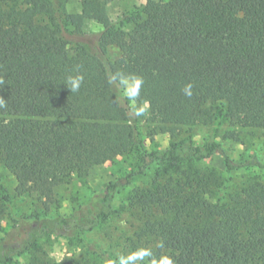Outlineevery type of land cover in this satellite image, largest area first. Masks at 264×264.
Returning <instances> with one entry per match:
<instances>
[{
	"label": "trees",
	"instance_id": "16d2710c",
	"mask_svg": "<svg viewBox=\"0 0 264 264\" xmlns=\"http://www.w3.org/2000/svg\"><path fill=\"white\" fill-rule=\"evenodd\" d=\"M23 1L0 0V164L14 176L13 195L34 196L49 210L58 185L132 149L141 172L154 167L126 195L139 222L122 247L80 237L83 253L61 264H264V162L235 159L216 139L222 125L234 142L245 129L264 131V0H146L116 21L106 10L112 0H80L72 13L53 0ZM89 22L98 34H85ZM112 47L117 56L104 59ZM78 74L83 82L71 92L68 79ZM126 80L171 137L166 147H142L122 95ZM195 125L214 133L196 142ZM215 155L220 169L207 164ZM252 166L262 176L230 185L232 171ZM133 174L108 181L68 215L31 219L21 239H9L13 224L0 225V264H58L40 240L115 218V193ZM13 195L0 182V219Z\"/></svg>",
	"mask_w": 264,
	"mask_h": 264
},
{
	"label": "rangeland",
	"instance_id": "374dc122",
	"mask_svg": "<svg viewBox=\"0 0 264 264\" xmlns=\"http://www.w3.org/2000/svg\"><path fill=\"white\" fill-rule=\"evenodd\" d=\"M20 6H24L23 0H15ZM65 13L76 12L80 8V0H53ZM146 0H112L107 3L106 10L113 20H118L124 12L139 9ZM17 4V5H18ZM38 19L47 22L44 14L39 15ZM126 27H129L128 25ZM100 26L94 22H89L85 26V34L93 36L98 34ZM70 49L72 45L69 46ZM117 56L116 48H109L104 55V59H113ZM122 95L126 98L128 106L137 115V130L141 139L142 147L147 151L157 150L166 147L171 142V137L167 132H161L159 126L148 119V108L145 103H138L134 99L132 82L125 81L122 89ZM142 113V114H138ZM221 130L216 133V139L219 140L224 149L235 159L257 156L264 162V131L245 129L241 134V142H234L222 137V131L226 125H222ZM187 127L182 126L179 130V137L186 134ZM192 138L196 142H203L205 138L213 135V125H195L191 129ZM207 164L222 168L220 156H213L207 160ZM141 162L135 149L129 153L120 155L112 161H106L102 164L92 166L88 173L83 177H73L69 182L62 183L55 188L54 202L49 203L50 209L45 210L42 201L34 196H14L13 188L15 180L12 172L0 164V182L6 187L7 191L13 195V199L5 215L0 219V225L5 227L13 224L15 227L11 231L9 239H21L29 227L31 219L47 214L52 216L59 212L63 215L72 213L79 204L87 203L92 194L100 192L104 185L116 178H119L123 172L133 171L132 180L120 187L115 193L113 204L115 208H120V214L110 221L89 232L78 236L66 234H50L40 240L42 251L47 257L58 264H61L69 257H79L83 251V241H91L99 248H111L118 250L122 247L125 237L131 234L138 224L137 209L130 207L126 195L132 188L141 187L148 183L153 175L154 167H146L141 172ZM231 186L240 184L249 177H260L262 174L256 167L249 169H238L230 173ZM1 235V234H0ZM22 262V258H19Z\"/></svg>",
	"mask_w": 264,
	"mask_h": 264
},
{
	"label": "clouds",
	"instance_id": "9594fccd",
	"mask_svg": "<svg viewBox=\"0 0 264 264\" xmlns=\"http://www.w3.org/2000/svg\"><path fill=\"white\" fill-rule=\"evenodd\" d=\"M83 82V76L82 75H76L75 77H69L67 87L70 89L71 92H76L79 90L81 84ZM185 94L191 95V85H187L185 88ZM5 106V101L2 97H0V107ZM142 114V113H138ZM123 264V261L121 262ZM161 264H173V261L170 258H165L163 261H161Z\"/></svg>",
	"mask_w": 264,
	"mask_h": 264
}]
</instances>
